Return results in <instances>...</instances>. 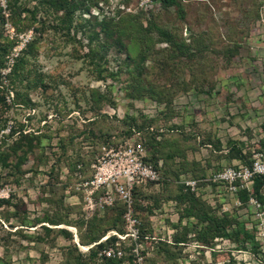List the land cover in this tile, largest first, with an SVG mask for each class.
I'll list each match as a JSON object with an SVG mask.
<instances>
[{"label": "rangeland", "instance_id": "374dc122", "mask_svg": "<svg viewBox=\"0 0 264 264\" xmlns=\"http://www.w3.org/2000/svg\"><path fill=\"white\" fill-rule=\"evenodd\" d=\"M174 1L0 0V42L9 44L0 64V264H84L81 236L124 234L122 200L85 184L132 149L160 177L132 188L139 222L142 213L181 218L182 201L201 198L189 227L177 225L191 232L173 238L174 255L184 254L183 239L202 250L195 257L211 250L215 264H264V203L239 194L233 205L207 181L233 159L248 163L261 142L264 0ZM188 161L205 172L197 195L177 173ZM200 226L219 233L201 239Z\"/></svg>", "mask_w": 264, "mask_h": 264}, {"label": "built area", "instance_id": "2783aa9c", "mask_svg": "<svg viewBox=\"0 0 264 264\" xmlns=\"http://www.w3.org/2000/svg\"><path fill=\"white\" fill-rule=\"evenodd\" d=\"M264 176V149L252 148V157L249 163H243L240 160L233 161L230 165L224 166L213 173L207 179L211 184L217 185L225 191V197L229 198L230 203L240 206L238 192L247 191L249 202L256 208L261 205L256 198L249 192L252 190L254 179ZM160 179L159 174L153 167L142 161L141 156H137L135 150L119 152L115 158L109 162H104L96 168L92 180L85 185L106 187L108 191L114 190L119 199L125 206L124 225L126 232L124 234L113 233L116 241L104 248L97 254V258L124 260L130 257L132 264H142L143 256L140 253V246L137 243L139 238V220L133 211L132 188L142 182H157ZM201 179L187 178L182 180L187 190L198 194L201 189ZM109 197L104 199V203H111ZM91 209V205H86ZM128 247L123 246L127 241ZM88 251V249L86 250Z\"/></svg>", "mask_w": 264, "mask_h": 264}, {"label": "crops", "instance_id": "0c3cea01", "mask_svg": "<svg viewBox=\"0 0 264 264\" xmlns=\"http://www.w3.org/2000/svg\"><path fill=\"white\" fill-rule=\"evenodd\" d=\"M263 9H264V6H263ZM261 22L264 25V18H262ZM197 161H199V160H197ZM232 161H236V160L233 159ZM201 163L202 162L188 161V162H185V166L188 164L194 165V168L199 169L196 172L201 174L202 172L205 173L204 169L201 168L202 167ZM185 171L186 170H179L177 172L179 174V177L182 178V180L187 179V178H193L187 174V171L186 172ZM206 187H207V185H206ZM200 200H201V198H200ZM204 201H206L208 203L209 202L214 203L213 201L207 200V199ZM219 201H223V200L220 199ZM172 203L174 205H177L176 201H174V202L168 201L167 207L170 208ZM86 207L87 206H84V209ZM171 209H173V207ZM179 210H180V208H179ZM89 211H91V210L89 209ZM164 211H166V209H164ZM169 211H170V209H169ZM179 217L180 216H179L178 212L171 213V214L164 212L163 214H161L159 216H156V215L148 216L146 213L141 214L140 220L142 219V221H140L139 229L141 230V232H142L141 234H143V237H144V239L141 241V247L145 251L146 255H148L146 264H215L212 260L211 250L203 252L204 258L201 259V257H195V254L197 253V254H200V256H201L202 250H199V249L198 250H191V249L184 247L187 244L186 242H189V240H186V242H185L183 239L184 238L189 239L191 230H181V229L178 230L177 225H180V226L186 225L187 227H189L187 223L189 221L195 220V218H193V217L179 218ZM155 220L158 221V223H157L158 225H155L153 223V222H156ZM158 229H160V230H158ZM113 231H115V230H106L107 234H105V235L102 234L99 240L85 242V243H82L83 245H81V246L88 248V250H89L94 245H97L101 242L106 241L110 237L109 235H112L114 233ZM178 234L184 235L183 239L176 240L178 245L183 246V248H179V249H181L182 252L184 251L183 252L184 254L174 255L171 252V251H175V250H173L174 248L172 246L173 242H174L173 238H176ZM185 235H186V237H185ZM74 238L77 240L78 236L76 235ZM74 242H75V240H74ZM157 242H161L160 246L157 245ZM80 243H79V245H80ZM190 251H196V252H195V254H193L194 252H190ZM189 255H191L193 257H191Z\"/></svg>", "mask_w": 264, "mask_h": 264}, {"label": "trees", "instance_id": "16d2710c", "mask_svg": "<svg viewBox=\"0 0 264 264\" xmlns=\"http://www.w3.org/2000/svg\"><path fill=\"white\" fill-rule=\"evenodd\" d=\"M66 1H68V0H53V4L58 7V6L62 5L63 3H66ZM160 1L162 3H171V4L175 3L174 0H160ZM260 18H262V16ZM8 47H9L8 43L0 42V64L3 61V55L7 51ZM259 133H260L261 142H260V144H255V148L264 149L263 148L264 147V123L261 124ZM240 161H242V160H240ZM242 162L245 163L244 161H242ZM188 167H190V168L186 169L187 168V166H186L185 169L186 170L193 169V168H191V165H189V164H188ZM193 175H194L195 179H198L197 177L200 174L195 171V172H193ZM212 185H214L215 187H218L215 184H212ZM239 194H240V196L243 197V196L248 195V192L245 191V190L238 192V199H239ZM249 194L251 196H254L257 200H259L262 203H264V176L263 177H257V178L254 179L253 187H252V190L249 192ZM184 200L182 201L184 203V209L182 210V212L180 214L181 218L182 217H192V215L194 217V216L198 215L197 213H195V211H196L195 209H196V207L198 209L201 208V206L199 204L200 200H198L197 198H193V199L186 198ZM195 203H198V205H196ZM187 230H189V229H187ZM104 232H106V230H101V231H99L98 234H96V235L94 234L93 236H90L88 240H84V238H83L84 236H81V238H80L81 243H85V242H89V241H97L98 238H99V234L102 235ZM220 232H222V231H220ZM218 233L219 232L216 231V230H202L201 226H200L198 228L197 235H198V237H201V239L204 238V235L207 238L212 239L213 237L217 236ZM228 233L229 232H227V230H225V237H227V238L230 236V234H228ZM69 236L71 237V234H69ZM114 241H115V238H114V236H112V237H109L106 241L101 242V243L91 247L87 251L86 254L82 255L84 264H121L123 260H116V259H109V258H102V259L99 260L97 258L98 252H100L104 248L108 247Z\"/></svg>", "mask_w": 264, "mask_h": 264}]
</instances>
